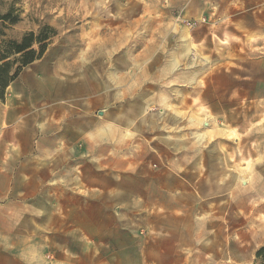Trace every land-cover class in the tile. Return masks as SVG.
Returning <instances> with one entry per match:
<instances>
[{
	"label": "rangeland",
	"instance_id": "374dc122",
	"mask_svg": "<svg viewBox=\"0 0 264 264\" xmlns=\"http://www.w3.org/2000/svg\"><path fill=\"white\" fill-rule=\"evenodd\" d=\"M246 6L239 0H0V15L12 11L18 18L15 25L0 22V54L27 33L56 32L18 83L34 84L41 100L54 90L57 98L88 99L90 126L104 131L106 163L121 167L130 160L147 175L155 164L171 167L195 144L202 160L227 168L226 182L222 173L208 194L198 192L191 219L171 195L159 206L149 202L146 183L130 186L138 191L132 197L116 190L105 198L99 228L90 205L83 250L69 249L76 241L59 207L55 235L46 179L39 196L12 200L7 226L0 211V264H261L264 0Z\"/></svg>",
	"mask_w": 264,
	"mask_h": 264
},
{
	"label": "crops",
	"instance_id": "0c3cea01",
	"mask_svg": "<svg viewBox=\"0 0 264 264\" xmlns=\"http://www.w3.org/2000/svg\"><path fill=\"white\" fill-rule=\"evenodd\" d=\"M239 1L250 8V0ZM36 91L34 84L18 83L17 79L6 90L4 101L0 100V211H6L1 225L4 221L7 226L14 218L15 213H7L12 200L39 196L47 179L55 235L59 207L71 221V237L80 243L69 249L83 250V245L88 247L83 239H88L90 205L95 220L92 225L99 228L103 226L105 198L114 197L116 190L132 197L138 191L128 188L146 183L152 187L149 202L159 206L171 195L182 217L191 219L198 192L208 194V185L221 180L222 173L224 182L227 180L226 165L222 168L210 158L202 160L195 144L171 167L155 164L147 175L130 160L121 167L106 163L104 131L90 126L88 99L57 98L54 90L50 98L41 100ZM149 158L156 160L153 153ZM117 172L121 175H115ZM99 234L97 231V242Z\"/></svg>",
	"mask_w": 264,
	"mask_h": 264
},
{
	"label": "trees",
	"instance_id": "16d2710c",
	"mask_svg": "<svg viewBox=\"0 0 264 264\" xmlns=\"http://www.w3.org/2000/svg\"><path fill=\"white\" fill-rule=\"evenodd\" d=\"M0 22L15 25L18 18H12V11L0 15ZM55 30L44 27L37 35L34 32L25 34L19 42H9L6 49L0 54V100L4 101L6 90L15 82L24 69L41 60L55 36ZM38 48L35 49L34 46ZM16 56L14 60H10ZM256 259L264 264V247L256 253Z\"/></svg>",
	"mask_w": 264,
	"mask_h": 264
},
{
	"label": "bare ground",
	"instance_id": "6f19581e",
	"mask_svg": "<svg viewBox=\"0 0 264 264\" xmlns=\"http://www.w3.org/2000/svg\"><path fill=\"white\" fill-rule=\"evenodd\" d=\"M176 62V60L175 59H173V61H172V63L174 64ZM148 105V104H147ZM150 106V105H149ZM176 118V117H175Z\"/></svg>",
	"mask_w": 264,
	"mask_h": 264
}]
</instances>
